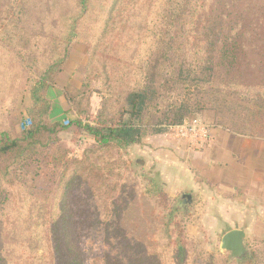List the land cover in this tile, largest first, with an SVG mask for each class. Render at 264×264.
Segmentation results:
<instances>
[{"label": "trees", "instance_id": "obj_1", "mask_svg": "<svg viewBox=\"0 0 264 264\" xmlns=\"http://www.w3.org/2000/svg\"><path fill=\"white\" fill-rule=\"evenodd\" d=\"M145 12L148 21L136 57L153 38L161 37L176 61L170 79L163 74L167 65L158 61L147 72L140 68L141 78L123 73L128 36L138 32L137 15ZM0 15L6 16V23L0 21V179L12 182L17 177L13 174L25 163L31 165L37 152L55 146L53 163L63 167L53 194L45 251L40 255L36 249L26 257L0 248V264H84L78 241L77 203L82 198L76 192L90 183L94 194L115 193L127 168L119 152L142 144L146 128L157 133L161 124L180 125L196 114H209L218 123L225 122V113L239 116V111L264 117V0H12ZM77 44L89 46L81 86L63 88L70 104L67 118L52 122L48 92L57 85ZM27 55L35 57V69L26 64ZM94 83L100 85L101 108L94 121L86 122ZM26 84L30 104L10 122L13 110L2 112L6 88L19 95ZM16 101L17 97L14 105ZM251 104L259 108L256 113L248 107ZM162 108L161 121L157 112ZM212 109L216 113H208ZM74 127L94 141L78 160L57 147L59 134ZM148 182L143 193L165 205L166 194L155 181ZM168 226L176 238L172 258L175 264H186L189 246L183 227L173 214ZM107 248L106 260L114 253L115 264H157L154 254L145 257L140 243L126 237ZM254 263L249 259L242 264Z\"/></svg>", "mask_w": 264, "mask_h": 264}, {"label": "rangeland", "instance_id": "obj_2", "mask_svg": "<svg viewBox=\"0 0 264 264\" xmlns=\"http://www.w3.org/2000/svg\"><path fill=\"white\" fill-rule=\"evenodd\" d=\"M11 1H1L0 14ZM148 15L149 12L137 15L135 23L138 25V32L128 36L127 51L121 60L124 65L123 73L129 72L132 76L141 78L139 69L142 68L147 72L150 66L158 61L161 65H167L163 74L166 79H170L172 69L176 70V61L169 43L161 37L153 38L152 45L143 50L140 57H136L138 49L141 48L142 32L148 21ZM5 17L0 15V21L6 23ZM132 35H135L133 41L130 40ZM88 50L89 46L85 44L75 46L57 85L49 90L48 97L52 101V122L66 120V111L69 110L70 104L63 93V88L68 85L80 88L82 72L88 62ZM33 60H35L33 55H27L26 64L35 69ZM165 60L166 63L163 62ZM26 82L29 84L30 80ZM15 83L18 85L21 81L17 80ZM8 84L6 82L5 86ZM27 84L19 95L15 92L10 93L6 88L8 100L2 112L6 114L13 110L14 115L10 122L14 123L15 114L24 112L30 104V94L24 92L28 87ZM93 89L94 93L90 99L92 117L84 116L86 122L94 121L93 117H96L101 108V96L97 92L100 85L94 83ZM16 97L17 101L14 105L13 101ZM113 106L119 111L120 106L117 103ZM248 107L255 113L259 109L252 104ZM162 109L159 110L162 113L157 112L161 121L165 118ZM215 111L212 109L208 113L213 114L216 113ZM239 112H241L239 116L225 113L226 118L223 123H218L215 119L212 121L209 114L193 116L192 119H200L205 124L212 125L211 135L215 131V135L202 142V145L200 143V146L170 136L168 130L171 126L158 124L157 133L154 132L153 127L146 128L148 135L142 144L119 152L126 161L127 168L123 167L124 181L115 193L111 195L98 191L94 194V185L83 183L82 192H76V195L82 198L77 203V208L81 211V217L78 219L81 222L78 241L83 251L84 264L118 263L115 261L114 253L111 260L107 261L105 252L109 244L116 245L123 237L128 238L132 243L139 242L144 256L154 254L157 264H175L171 254L176 238L168 226L169 214L176 216L188 240L189 258L186 264H242L249 259L254 260V264H264V147L251 150V158L256 168L253 173H256L257 179L252 183L248 181L244 189H240V182L235 180L239 174L236 166L224 173L232 178L228 181L229 186L226 189L219 187L223 182L219 179V168L213 167L211 172L213 174L205 175L211 169L208 159H218L221 155V148L217 147L215 141L223 139L232 141L234 136L230 133L244 137L241 138L243 140L264 141V117H260L259 114L253 117L251 116L253 111L250 110ZM243 127L245 128L242 129ZM59 138L57 147L66 148L70 159H80L85 150L94 145L93 139L88 134L75 127L59 134ZM55 148L50 151L44 150L42 153L37 152L31 165L25 163L13 174L17 177L13 176L12 182L0 179V248H4L5 254L17 256L24 254L29 257L36 249L40 255L45 251L48 242L47 224L54 206L53 194L63 170V167L53 163L52 153ZM241 156V153L236 155V161ZM190 171L194 172L195 178L201 185L204 184L211 191L209 195L203 196L201 192L194 193L185 187L180 179ZM149 180L155 181L158 190L166 194L165 205H162L161 200L153 194L143 193V189L151 185ZM179 180L181 187L177 185ZM247 191H255L259 200L252 205L251 210L243 213L236 210H217L219 194L229 196L233 198L232 200H240L247 197L241 196L248 193ZM184 193L193 194L194 202L191 206L182 204L180 198ZM233 229H242L246 232V245L250 255L244 260H231L228 252L220 250L222 237ZM110 251L114 250L110 249Z\"/></svg>", "mask_w": 264, "mask_h": 264}, {"label": "crops", "instance_id": "obj_3", "mask_svg": "<svg viewBox=\"0 0 264 264\" xmlns=\"http://www.w3.org/2000/svg\"><path fill=\"white\" fill-rule=\"evenodd\" d=\"M215 131H213L212 135H215L214 133ZM211 135V136H212ZM234 137H232V141H226L225 139L223 140H218L215 141L214 143H216L217 147H220V156L219 158H209L208 160V164L210 169V172L208 174L205 175H211L213 173V167L218 169V175L220 176V180H222L223 182L221 184H219V187L226 189L229 186L228 181H230V179H232L231 177H228L227 175H225L224 173H227L228 171L231 170V168H233V166H236V171L239 173L237 174L238 177L235 178V180H237L238 182H240V189H244L245 188V184H247L248 181H250L251 183L257 179L256 177V173H253L256 171L255 168V163L253 162L252 158H251V150H254L255 148H260L262 149L264 147V141H259L258 139H241L244 137L238 136V135H234L231 134ZM224 137H226V135H224ZM178 140V139H176ZM172 144V143H170ZM200 143H198L197 146L202 145V143L199 145ZM173 145V144H172ZM193 145V144H192ZM179 146H177L178 148ZM239 150V151H238ZM204 153V152H203ZM206 153V151H205ZM204 153V154H205ZM239 153H241V157H239V160L236 161V155H239ZM207 164V161H205ZM218 165V166H217ZM239 169H238V168ZM209 169V168H208ZM263 173V172H262ZM262 173H259V175H263ZM204 175V174H203ZM175 179L177 180V177H175ZM174 179V180H175ZM175 180V181H176ZM185 187L189 188V190L193 191L194 193L197 192H201V194L204 196L209 195V193H211V191H209L204 184L201 185V183H199V181H197V178H195V174L194 172H189L188 175H185V177H183L182 179H180ZM179 180V183L177 184L179 187L181 181ZM248 187V186H246ZM209 191V192H207ZM241 191V190H240ZM246 191V190H245ZM248 193L246 194H242L241 196L245 195L247 197H243L240 200L239 199H235L232 200L233 198L229 197V196H222V195H218L219 199L217 201V210L218 211H228V210H236V211H240V212H247V210H251L252 205L254 203L259 202V200L257 199V193L255 191H247ZM245 193V192H242ZM240 194V193H239ZM193 197V194H191ZM193 202H194V198H193Z\"/></svg>", "mask_w": 264, "mask_h": 264}, {"label": "water", "instance_id": "obj_4", "mask_svg": "<svg viewBox=\"0 0 264 264\" xmlns=\"http://www.w3.org/2000/svg\"><path fill=\"white\" fill-rule=\"evenodd\" d=\"M181 202L185 206L193 204V197L189 193L181 196ZM246 232L242 229H233L226 232L221 240L220 250L228 252L231 260H244L250 255V250L246 245Z\"/></svg>", "mask_w": 264, "mask_h": 264}, {"label": "built area", "instance_id": "obj_5", "mask_svg": "<svg viewBox=\"0 0 264 264\" xmlns=\"http://www.w3.org/2000/svg\"><path fill=\"white\" fill-rule=\"evenodd\" d=\"M211 127L200 119H191L183 124L171 126L168 130L170 136L190 144L205 142L211 136ZM81 144V143H80Z\"/></svg>", "mask_w": 264, "mask_h": 264}]
</instances>
